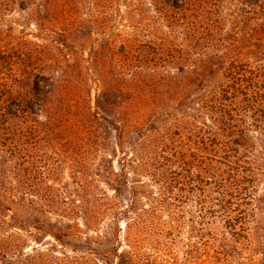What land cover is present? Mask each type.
Instances as JSON below:
<instances>
[{
  "label": "trees",
  "instance_id": "obj_1",
  "mask_svg": "<svg viewBox=\"0 0 264 264\" xmlns=\"http://www.w3.org/2000/svg\"><path fill=\"white\" fill-rule=\"evenodd\" d=\"M72 4L0 0L34 27L0 23V264H264V75L173 73L132 38L100 66Z\"/></svg>",
  "mask_w": 264,
  "mask_h": 264
},
{
  "label": "rangeland",
  "instance_id": "obj_2",
  "mask_svg": "<svg viewBox=\"0 0 264 264\" xmlns=\"http://www.w3.org/2000/svg\"><path fill=\"white\" fill-rule=\"evenodd\" d=\"M14 10L12 7L0 9V23L5 31L1 36L10 34V28H16L15 33H32L34 27L27 26L30 22L24 14ZM71 11L76 47L84 49L79 53L86 58L96 55L100 66L109 41L117 43L118 51L124 39L132 38L140 44V51H148L149 45L150 50L169 51L172 56L168 59L169 69H174L173 73L178 67L188 66L197 70L207 68L206 73L252 70L264 75V0H73ZM28 39L34 40L29 36ZM151 41L162 43L166 48L155 47ZM219 77L217 74L208 78L212 86L217 85ZM191 81L193 85L187 95L193 100L192 105L198 107L197 103L208 92L195 77ZM259 81L264 83V78ZM190 235V240L177 235V247L187 249L188 253L192 252L191 257L202 261V253L195 248L191 250L199 241V234ZM29 245L43 250L50 248ZM180 255L169 264L185 262L183 257L187 254Z\"/></svg>",
  "mask_w": 264,
  "mask_h": 264
}]
</instances>
